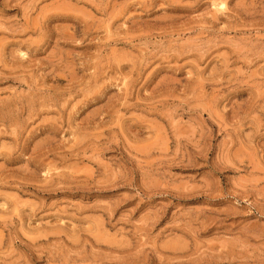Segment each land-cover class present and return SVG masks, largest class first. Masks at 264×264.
<instances>
[{"label":"rangeland","instance_id":"1","mask_svg":"<svg viewBox=\"0 0 264 264\" xmlns=\"http://www.w3.org/2000/svg\"><path fill=\"white\" fill-rule=\"evenodd\" d=\"M0 264H264V0H0Z\"/></svg>","mask_w":264,"mask_h":264}]
</instances>
